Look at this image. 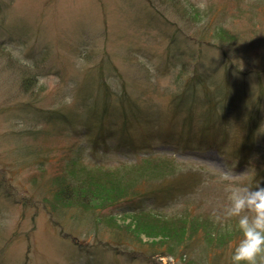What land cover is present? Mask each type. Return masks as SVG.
Instances as JSON below:
<instances>
[{"label":"rangeland","instance_id":"obj_1","mask_svg":"<svg viewBox=\"0 0 264 264\" xmlns=\"http://www.w3.org/2000/svg\"><path fill=\"white\" fill-rule=\"evenodd\" d=\"M208 5L0 0V264H232L215 217L224 172L264 187V0Z\"/></svg>","mask_w":264,"mask_h":264},{"label":"clouds","instance_id":"obj_2","mask_svg":"<svg viewBox=\"0 0 264 264\" xmlns=\"http://www.w3.org/2000/svg\"><path fill=\"white\" fill-rule=\"evenodd\" d=\"M195 7L204 13L208 9V0H193ZM184 7L191 10L190 5L184 3ZM207 23L202 16L198 27ZM65 102L72 103V97H66ZM222 179L229 181V204L216 215L217 221L236 218L242 238L230 245L232 264H264V187L257 185L255 188L246 185L232 183V176L224 172Z\"/></svg>","mask_w":264,"mask_h":264},{"label":"trees","instance_id":"obj_3","mask_svg":"<svg viewBox=\"0 0 264 264\" xmlns=\"http://www.w3.org/2000/svg\"><path fill=\"white\" fill-rule=\"evenodd\" d=\"M132 112H135V111H132ZM130 144H125L124 146H129ZM63 188H64V186H63ZM62 187L60 188V189H63Z\"/></svg>","mask_w":264,"mask_h":264}]
</instances>
